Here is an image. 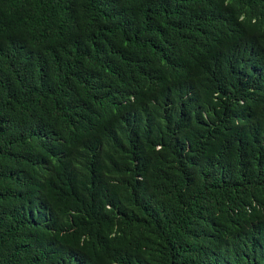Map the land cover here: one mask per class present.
I'll list each match as a JSON object with an SVG mask.
<instances>
[{
    "label": "trees",
    "instance_id": "1",
    "mask_svg": "<svg viewBox=\"0 0 264 264\" xmlns=\"http://www.w3.org/2000/svg\"><path fill=\"white\" fill-rule=\"evenodd\" d=\"M0 264H264V0H0Z\"/></svg>",
    "mask_w": 264,
    "mask_h": 264
}]
</instances>
